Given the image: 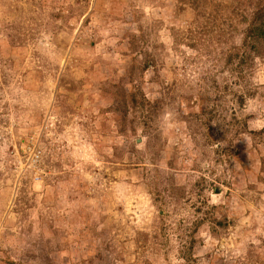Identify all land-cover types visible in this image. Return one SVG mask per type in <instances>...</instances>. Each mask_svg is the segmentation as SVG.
Here are the masks:
<instances>
[{
    "label": "rangeland",
    "instance_id": "374dc122",
    "mask_svg": "<svg viewBox=\"0 0 264 264\" xmlns=\"http://www.w3.org/2000/svg\"><path fill=\"white\" fill-rule=\"evenodd\" d=\"M0 264H264V0H0Z\"/></svg>",
    "mask_w": 264,
    "mask_h": 264
}]
</instances>
